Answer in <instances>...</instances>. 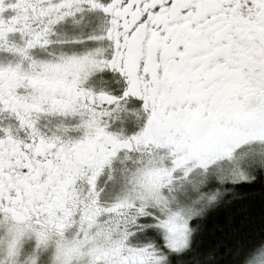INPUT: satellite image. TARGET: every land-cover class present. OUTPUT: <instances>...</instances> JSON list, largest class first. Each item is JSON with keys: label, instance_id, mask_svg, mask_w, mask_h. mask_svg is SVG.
<instances>
[{"label": "snow or ice", "instance_id": "snow-or-ice-1", "mask_svg": "<svg viewBox=\"0 0 264 264\" xmlns=\"http://www.w3.org/2000/svg\"><path fill=\"white\" fill-rule=\"evenodd\" d=\"M260 180L264 0H0V264H175Z\"/></svg>", "mask_w": 264, "mask_h": 264}, {"label": "trees", "instance_id": "trees-1", "mask_svg": "<svg viewBox=\"0 0 264 264\" xmlns=\"http://www.w3.org/2000/svg\"><path fill=\"white\" fill-rule=\"evenodd\" d=\"M194 245V256L178 257L175 264H195L215 248L222 255L225 249L243 245L264 237V180L240 195L212 210L199 226Z\"/></svg>", "mask_w": 264, "mask_h": 264}]
</instances>
